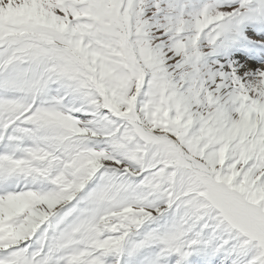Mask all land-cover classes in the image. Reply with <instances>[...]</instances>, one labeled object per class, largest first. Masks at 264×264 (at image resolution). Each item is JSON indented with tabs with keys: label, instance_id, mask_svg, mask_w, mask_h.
<instances>
[{
	"label": "snow or ice",
	"instance_id": "snow-or-ice-1",
	"mask_svg": "<svg viewBox=\"0 0 264 264\" xmlns=\"http://www.w3.org/2000/svg\"><path fill=\"white\" fill-rule=\"evenodd\" d=\"M0 264H264V0H0Z\"/></svg>",
	"mask_w": 264,
	"mask_h": 264
}]
</instances>
